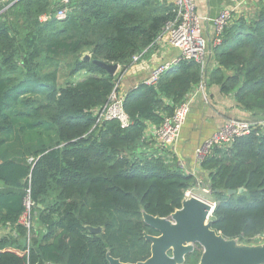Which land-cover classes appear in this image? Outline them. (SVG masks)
I'll return each mask as SVG.
<instances>
[{
    "label": "trees",
    "instance_id": "obj_1",
    "mask_svg": "<svg viewBox=\"0 0 264 264\" xmlns=\"http://www.w3.org/2000/svg\"><path fill=\"white\" fill-rule=\"evenodd\" d=\"M58 6L54 0L0 4V264H110L108 252L124 262L146 260L145 233H159L143 212L168 217L198 186L175 151L147 135L148 125L160 126L206 78L264 119V3L225 28L210 72L181 59L156 83L129 90L127 127L99 123L100 112L133 56L150 48L172 17V3L72 0L63 19ZM84 51L121 69L112 75L82 60ZM226 69L233 74L226 77ZM200 166L216 202L213 228L241 242L263 233L264 129L214 148ZM29 181L37 204L30 231L19 223ZM201 254L197 245L186 264H198Z\"/></svg>",
    "mask_w": 264,
    "mask_h": 264
},
{
    "label": "built area",
    "instance_id": "obj_2",
    "mask_svg": "<svg viewBox=\"0 0 264 264\" xmlns=\"http://www.w3.org/2000/svg\"><path fill=\"white\" fill-rule=\"evenodd\" d=\"M59 3L56 16L63 19L71 10L72 0H54ZM172 3V17L166 22L162 32L158 35L153 47L157 43L170 45L180 49L181 55L178 59L171 62L159 64L152 69L150 76L146 82L154 84L160 76L168 70L173 64L181 59H195L201 63L203 70L206 69L209 56L213 53V47L222 43L224 30L231 23L233 15L244 4L245 0H227V3L221 9L220 13L210 18L200 16L197 10L196 0H170ZM48 15H43L42 20H47ZM211 24L214 28L213 39L210 40L206 34L205 24ZM150 47V48H151ZM148 48V49H150ZM148 49H144L140 53L133 56L132 64H136L142 57L145 56ZM129 67V68H130ZM120 76L116 82L115 88L112 91L107 106L100 112L98 122L102 123L107 120H118L123 127L130 125V117L124 108V98L126 94L120 91L122 83ZM203 87V83L200 84ZM190 96L181 102L170 116H166L160 126L157 127L156 137L159 143L165 146H173L179 138L184 125L187 122L191 110ZM264 124L247 120H228L220 128L215 130L207 137L196 149V159L201 163L216 147L228 148L231 146L235 138L247 135L254 128L261 127L264 129ZM33 158H30L32 161ZM185 169V163L180 162ZM26 194L24 197L25 210L20 216L19 223L25 226L29 231L34 225L33 215L34 209L37 206L32 198L31 182L26 186ZM203 194L198 195L188 190L185 194L186 198L198 196L205 200H209L216 207V202L211 200V188L206 184L203 186ZM264 240V232L255 236L251 241L260 242Z\"/></svg>",
    "mask_w": 264,
    "mask_h": 264
},
{
    "label": "crops",
    "instance_id": "obj_3",
    "mask_svg": "<svg viewBox=\"0 0 264 264\" xmlns=\"http://www.w3.org/2000/svg\"><path fill=\"white\" fill-rule=\"evenodd\" d=\"M5 0H0V4ZM197 10L200 16L214 18L216 17L227 0H196ZM264 0H245L240 9L233 15L232 21L240 16H253ZM206 34L212 40L214 36V28L211 24H205ZM180 49L170 45L157 43L147 50L136 64L132 65L121 74L122 83L120 91L127 94L129 90L137 86L141 82H146L153 68L165 62H171L180 57ZM216 67L213 53L209 56L206 71H211ZM121 69L119 65L118 71ZM233 74L231 69L225 70L226 77ZM85 79V76L79 80ZM203 87L200 85L195 87L189 95L192 101L191 110L187 122L184 125L176 143L171 146L180 159L185 163V169L189 173L196 176L198 186L207 184V172L203 171L200 163L196 159V149L207 137L215 130L220 128L228 120H249L259 121L264 124V119L260 116H254L252 113L241 109L233 94L226 95L220 90L219 85H207V78L202 81ZM264 126V125H263ZM157 127L149 124L147 135L154 136L155 139ZM203 179V180H202ZM206 182H205V181ZM5 232V228L0 227V236Z\"/></svg>",
    "mask_w": 264,
    "mask_h": 264
},
{
    "label": "water",
    "instance_id": "obj_4",
    "mask_svg": "<svg viewBox=\"0 0 264 264\" xmlns=\"http://www.w3.org/2000/svg\"><path fill=\"white\" fill-rule=\"evenodd\" d=\"M81 59L90 61L92 54L84 51ZM92 61L112 75L118 72V63L100 59ZM245 189L241 187L239 192ZM236 192L234 189L228 190L229 195ZM214 209L215 205L209 200L191 196L184 197L181 208L168 217L144 211L145 223L159 233H145V238L151 242V255L146 260L132 263L124 262L108 252L107 259L110 264H186V256L199 245L203 249L198 264H264V240L241 242L238 238H226L212 226ZM87 228L91 233L103 231L101 226ZM22 242L28 243V240L22 238Z\"/></svg>",
    "mask_w": 264,
    "mask_h": 264
},
{
    "label": "rangeland",
    "instance_id": "obj_5",
    "mask_svg": "<svg viewBox=\"0 0 264 264\" xmlns=\"http://www.w3.org/2000/svg\"><path fill=\"white\" fill-rule=\"evenodd\" d=\"M68 60H70L69 58H65V61H68ZM78 79L79 78H82V75H79L78 77H77ZM203 180V179H202ZM205 181V180H204ZM206 182V181H205ZM201 183H202V185L200 186V188H198L197 190H192L193 191V193H195V194H198V195H201V194H203V190H202V188H203V181H201ZM209 197H210V195H209ZM203 249V248H202Z\"/></svg>",
    "mask_w": 264,
    "mask_h": 264
}]
</instances>
